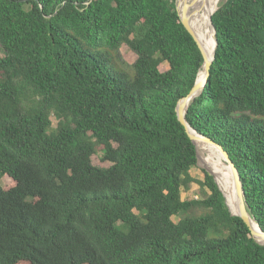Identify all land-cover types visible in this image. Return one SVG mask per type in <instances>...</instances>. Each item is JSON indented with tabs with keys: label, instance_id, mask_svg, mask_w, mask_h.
Wrapping results in <instances>:
<instances>
[{
	"label": "trees",
	"instance_id": "obj_1",
	"mask_svg": "<svg viewBox=\"0 0 264 264\" xmlns=\"http://www.w3.org/2000/svg\"><path fill=\"white\" fill-rule=\"evenodd\" d=\"M175 2L0 0V181L14 184L0 182V264H264L207 171L203 197H181L197 156L175 108L203 56ZM211 21L185 118L227 152L264 232V0H225ZM122 45L137 56L125 79Z\"/></svg>",
	"mask_w": 264,
	"mask_h": 264
},
{
	"label": "water",
	"instance_id": "obj_2",
	"mask_svg": "<svg viewBox=\"0 0 264 264\" xmlns=\"http://www.w3.org/2000/svg\"><path fill=\"white\" fill-rule=\"evenodd\" d=\"M175 7H176V11H177V14L179 16V19H180L182 25L188 31V33L192 36V38L194 39V41L198 45V48L201 51V54L203 56V64H202L200 70L205 71V78L203 80L199 79V77H198L199 76V72H200L199 71L198 74H197V77H196V80H195V83H194V86L192 87V89L189 91V93L186 96H184L183 98H181L178 101V103L176 105V108H175L178 120L181 122L182 125H184L189 138L191 139V141L195 145L197 162H198V153H197V145H196V141L197 140H202V141L208 142L209 144L217 147L223 153L224 157L226 158V160H227V162L229 164V167L232 169V172H233V176H234V180H235V186H236V190H237V194H238V198H239L238 212L236 214H232L230 209H229V207H228V205H227L226 199H225V203H226L231 215L241 218L243 220V222L249 227V230L251 232L252 238L258 244L264 246V232H262L261 229L258 227L257 223H255V221L253 219H251V217H250V215H249V213L247 211V208H246V205H245V199H244V191H243V186H242V182H241L239 171L234 166L232 161L229 159V156H228L227 152L219 144H216L211 139H209V138L197 133L195 130H193L190 127V125L186 121L185 115H186V112H187V109H188L189 105L191 104V102L197 96H199L201 94V92L203 91L204 87L207 84L208 78L210 76V69H211L212 61H213L214 56H215V50H214V54H213L212 58L211 59L207 58V55L205 54L204 50L202 49V47H201V45H200V43H199V41L197 39V36L195 34V31L193 30V28H192V26L190 24V16H189V14L187 12V8L185 6L183 8H180L179 7V0H176ZM214 12H213V14H214ZM212 15H211V17H212ZM211 17H210V24H211V27L213 29V36H214V40H215V49H216V47H217V37H216L215 28L212 25ZM206 171L211 176L214 177L213 173H211L207 168H206ZM214 180H215V177H214ZM215 183L217 184L216 180H215ZM253 222L256 225V229L253 227Z\"/></svg>",
	"mask_w": 264,
	"mask_h": 264
},
{
	"label": "bare ground",
	"instance_id": "obj_3",
	"mask_svg": "<svg viewBox=\"0 0 264 264\" xmlns=\"http://www.w3.org/2000/svg\"><path fill=\"white\" fill-rule=\"evenodd\" d=\"M194 3V24L195 30L199 34L202 42V49L204 50L207 58L211 59L215 50V40L213 36V29L210 24V17L213 12L217 9V0H192ZM192 1L186 6L188 9L191 6ZM196 10L201 11L203 17V29L199 32L196 28L195 13ZM190 16V24L194 30L193 23L191 20V13L187 11ZM196 34V33H195ZM210 38V40H209ZM198 39V38H197ZM199 79L205 78V71L200 70ZM197 149L199 152L200 160L213 175L215 176L216 182L221 192L226 199L227 205L232 214L238 212L239 198L235 186V180L232 169L225 163V157L219 150L206 142L196 141ZM205 151H208L210 157H207ZM256 223V222H255ZM253 227L256 229V225L253 222Z\"/></svg>",
	"mask_w": 264,
	"mask_h": 264
},
{
	"label": "rangeland",
	"instance_id": "obj_4",
	"mask_svg": "<svg viewBox=\"0 0 264 264\" xmlns=\"http://www.w3.org/2000/svg\"><path fill=\"white\" fill-rule=\"evenodd\" d=\"M223 1H225V0H217V6L220 3H222ZM203 17H204V15L201 13V11L196 10L195 22H196V28L199 32H202V29H203ZM209 40H210V38H209ZM0 56H4V54L2 53L1 50H0ZM136 58H137L136 54L127 45L121 46V48L119 50V55H118V63L115 64V66H113V68H114V70H116L121 75L122 79H125V76H131L133 74V72L128 67L135 62ZM159 69L161 71H166L168 69V63H166V62L162 63L160 65ZM51 121H52V126L55 127L57 121H56L54 116H51ZM199 141L205 142L202 140H199ZM206 143H208V142H206ZM219 152L222 154V152L220 150H219ZM197 153H198L197 165L195 167H192L190 170V174L194 178L195 182H193L190 185V188L188 190H184V189L181 190V197L183 200L200 199L203 197V193L208 191L207 189H202L200 184H199V182H202L204 180L203 171H206V168L201 163L198 149H197ZM205 154L207 157H210V154L208 151H205ZM101 156H102L101 152H98L97 154L93 155L91 157L92 164L96 167H99V168L109 167L111 165V163L101 161ZM225 163L229 166L226 158H225ZM0 182H1V185L6 189H9V188L13 187V185H14L8 176H3ZM174 220L177 221V218H174ZM19 264H27V263L26 262H20Z\"/></svg>",
	"mask_w": 264,
	"mask_h": 264
}]
</instances>
